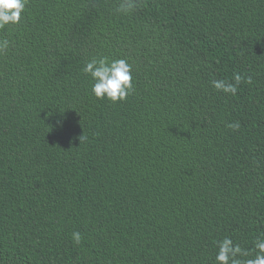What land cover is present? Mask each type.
<instances>
[{"label": "trees", "instance_id": "trees-1", "mask_svg": "<svg viewBox=\"0 0 264 264\" xmlns=\"http://www.w3.org/2000/svg\"><path fill=\"white\" fill-rule=\"evenodd\" d=\"M123 2L0 29V264H215L264 235V0ZM100 57L132 65L126 100L92 95Z\"/></svg>", "mask_w": 264, "mask_h": 264}, {"label": "clouds", "instance_id": "clouds-1", "mask_svg": "<svg viewBox=\"0 0 264 264\" xmlns=\"http://www.w3.org/2000/svg\"><path fill=\"white\" fill-rule=\"evenodd\" d=\"M27 2L28 0H0V29H5L8 25H19ZM135 2L136 0H124L117 11L127 14L135 7ZM9 44L8 39L0 40V53L6 51ZM82 71L91 77V93L97 99H107L115 104L126 100L134 91L132 65L127 59L92 58L84 65ZM242 81H245V78L235 73L231 81L214 79L211 83L217 91L235 96ZM245 82L251 83V77H247ZM227 126L239 129L240 124L234 122ZM79 139L81 142L84 137ZM72 239L79 244L82 236L79 232H73ZM216 243L215 264H264V235L256 236L251 248L241 247L227 236Z\"/></svg>", "mask_w": 264, "mask_h": 264}]
</instances>
